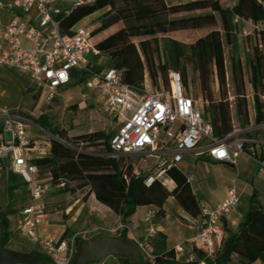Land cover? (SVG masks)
<instances>
[{
    "label": "trees",
    "instance_id": "1",
    "mask_svg": "<svg viewBox=\"0 0 264 264\" xmlns=\"http://www.w3.org/2000/svg\"><path fill=\"white\" fill-rule=\"evenodd\" d=\"M96 13H100V16L98 27L90 33L91 43L102 55L109 57V68L122 70L123 83L142 88L144 73L147 71L152 86H156L160 77L164 86L160 90L166 89L167 74L175 71L181 75L185 95L190 96L186 92V66L189 63L197 75L200 96L203 97L204 94L207 97L205 106L202 107L203 114L211 123L214 136L223 139L232 132L230 103L220 94L215 98L209 90L208 80L214 70L219 82L225 83L223 48L226 45L232 51L236 50L241 30V25L234 23L233 17L264 23V0H236L231 8L223 0H191L178 4H167L164 0H94L90 4L72 8L68 14L58 16V20L62 31L70 33L81 21ZM116 25L120 27L93 41L95 35ZM202 30L207 31L192 44L186 45L165 37L162 50L160 48V36L179 31ZM240 37L254 42L248 52L247 64L251 66L248 82L253 91V122L260 125L264 123V100H260L264 99V34H261L260 39L254 32ZM134 39H139L137 45L133 42ZM89 62L92 64L93 61ZM92 68L95 72L101 71L93 66ZM87 78L84 70H76L71 74L66 88L83 85ZM229 81L232 82L234 91L233 117L238 126L244 128L248 124V115L243 75L240 61L233 57H230ZM32 122L51 136L65 140L64 130L55 124L53 116L41 114ZM111 137L112 132L101 130L78 135L76 142L102 147L100 151L89 153L74 151L58 139L50 140L48 155L33 158L31 163L42 176H50L52 183H58L62 179L66 181L65 187L58 192L88 188V195L93 194L98 203L118 216L121 225H127L136 209L143 206H153L156 209L155 216L164 217V204L169 198L189 217L197 218L201 215L200 200L192 192L188 178L179 168L172 167L166 171V177L174 184L172 190H168L159 179L146 185L145 181L151 173L136 174L130 162L123 163V157L110 156L108 143ZM206 161L214 162L210 159ZM0 170L6 180L9 201L5 208L0 206L2 244L10 249L8 243L13 232L10 230L8 218L20 213L28 205L27 203L16 210L12 200L16 191L23 192L27 189L22 178L8 169L7 162L0 163ZM223 230L224 238L212 257H208L193 245L185 247L186 257L181 260V255H177L174 248L166 249L165 236L158 233L147 243L152 248L153 260L144 261L142 253L139 254V259L141 264H252L257 260H264V207L259 203L256 191L251 192L247 211L235 230L227 226L226 220H223ZM117 236L130 241L126 229L120 230ZM80 241L82 239L78 237L75 247ZM20 252L37 256L52 264L47 256L37 250ZM113 259L114 264H137L124 257Z\"/></svg>",
    "mask_w": 264,
    "mask_h": 264
},
{
    "label": "built area",
    "instance_id": "2",
    "mask_svg": "<svg viewBox=\"0 0 264 264\" xmlns=\"http://www.w3.org/2000/svg\"><path fill=\"white\" fill-rule=\"evenodd\" d=\"M93 1L0 0V68L24 74L28 89L46 94V104H51L59 89L70 82L74 71L84 70L88 75L84 86L97 91L104 113L114 120L115 130L108 143L111 157L141 154L138 163L143 164L147 158H157L170 150L172 157L157 163L146 185L154 179L167 178L166 171L177 167L186 153L236 168L245 145L254 142L246 136L249 128H233L225 138H216L211 123L204 117L202 105L185 95L179 72H168L166 89L147 90L144 85L138 88L123 83L122 70H93L88 56L97 59L101 53L91 43V32L77 25L70 33H64L58 20V16L68 14L72 8ZM223 1L231 8L236 0ZM233 22L241 25L240 36L254 32L260 39L264 34V23L238 16L233 17ZM0 122V163L7 162L8 169L22 178L29 196L15 230L52 264H70L76 250L75 241L78 237L83 240L86 231L60 241L39 232L46 214L43 198L66 185L63 179L52 183L50 176H42L31 163L33 158L47 156L49 145L36 144L29 138L27 129L31 123L18 110L0 107ZM166 145H170L169 150ZM258 164L264 171V159ZM238 206L239 195L234 185L215 206L200 205L201 215L193 218L196 230L187 241L188 246L196 245L212 257L224 238L223 220ZM119 228L128 231L126 225L120 224ZM147 234H155V229L149 227ZM134 243L145 258L153 260L141 242ZM174 251L182 255L184 248L178 245Z\"/></svg>",
    "mask_w": 264,
    "mask_h": 264
},
{
    "label": "rangeland",
    "instance_id": "3",
    "mask_svg": "<svg viewBox=\"0 0 264 264\" xmlns=\"http://www.w3.org/2000/svg\"><path fill=\"white\" fill-rule=\"evenodd\" d=\"M167 4H178V3H186L191 0H164ZM100 16V13H96L83 21L79 23L80 26L87 29L89 32H92L98 27V17ZM1 17V15H0ZM120 25H116L112 27L111 29H107L104 32L98 33L94 36L93 41L99 40L101 37L105 36L107 33L113 32L116 29H118ZM207 30L202 31H179L174 32L165 35L164 37H159V45L162 50L163 48V42L164 38H171L174 40H177L179 42H182L186 45L192 44L200 35H203ZM139 39H134L133 42L137 45ZM254 46V42L245 41L243 40L240 35L237 38V44H236V50L232 51L228 46L224 45L223 51H224V60H225V83L221 84L219 82V79L217 77V74L215 71H212L211 76L208 80L209 90L212 92V94L215 96V98L219 97V94L221 96H224L228 102L230 103V112L231 116H233V106H234V91H233V84L229 81V75H230V57H233L234 60H239L241 63V69H242V75H243V90L244 94H248L247 98V104L248 108L251 112V114H254L253 112V102H252V88L248 82L249 74L251 73V66H248V55L249 50ZM88 59L93 61L92 66L94 68H97L99 70H104L109 68L107 66L109 62V57L107 55H100L99 58H93L92 55L88 56ZM186 73H187V90L186 92L190 94L191 98H193L195 101H197L198 105L205 106V96L203 94L200 96V85L197 78V75L195 72H193V67L191 64H187L186 66ZM144 76H146L145 80L146 83H144V86L147 90H160V87L163 86L162 79L158 77L156 86H152L150 83V80L148 78L147 71H145ZM9 80V78L5 77ZM168 80V76H167ZM164 87V86H163ZM1 90V89H0ZM32 91L29 94H23L19 93V96L14 100L15 94L9 90H5V94L1 95L0 97V103L2 105H6V108L18 110L21 112L24 116L29 118H36L40 112H46V114L51 115L54 117L55 124L59 127V129L64 130L65 134V140L59 139L61 143L66 145L67 147L71 148L74 151L77 152H96L97 150H102V147L100 145L98 146H92L89 144H81L75 141V138L80 134L95 132V131H103V132H112L114 133L115 126L114 122L111 120V116H104L101 111H99V107L97 104H94V96L90 97H84L81 98L78 94L72 93L67 96H61L56 99V104L48 107L43 106L45 103V97L46 94L42 92L36 99L31 96ZM264 100V99H260ZM0 104V105H1ZM258 128L260 130L259 133L264 135V123H261L258 125ZM40 129V128H39ZM40 140L42 141H50V140H56L55 137L51 136L48 132H38L36 133ZM97 144H100V142H97ZM166 150L170 149V145H166ZM123 157L122 161L124 164H128L129 162L135 165V168L137 172H147L146 170L152 171L154 168V159L147 158V161L145 163H138V160L140 159L139 156H118ZM172 156L169 154L162 156V160L170 159ZM186 164H189L191 161L189 159L184 160ZM6 164H3V166ZM205 171L207 175H209L210 167L208 165H204ZM182 170L185 172V174H189L194 176L195 178L198 177L199 172H196L193 167L185 168L182 166ZM149 172V171H148ZM153 172V171H152ZM209 177V176H208ZM165 179V181H164ZM164 179H161V182L166 186L168 190H172L174 188V184L167 178L164 177ZM195 185V183H193ZM209 184V183H208ZM214 186V185H213ZM215 188H212L208 186L206 190V198L208 201L213 202V200L210 199V193L209 191H213ZM78 191V192H77ZM75 190L74 192L69 191L66 193L61 192H55L52 194H49L45 196L44 201L47 204V211L50 212H63L66 207L71 205L76 198L75 193L78 194V197L81 198L82 201H86L88 197V188H84L82 190ZM197 197L200 199V192L197 193ZM13 208L18 210L21 206L26 205L29 203V197L26 190L23 192L16 191L15 196L13 198ZM7 199V193H6V180L3 176V171L0 170V206L3 208L6 207L8 204ZM247 202L246 198L242 199L240 206L243 208V205H245ZM74 209V208H73ZM144 214V210L139 208L137 212V216ZM19 214H13L9 216L8 220L10 223V226H15V223L18 219ZM113 222L110 223L109 226H106L99 217L96 216L95 213L91 214H82L79 219L76 221V229L80 231H86L84 234V239H87L89 237H92L93 235L97 233H106L109 235L116 236V233H119L120 228L115 219H112ZM95 227V228H93ZM113 227H116L115 229H112ZM13 236L8 243V247L13 250H23V251H29L31 250V244L23 238L16 230L13 231ZM146 242V243H145ZM144 246V248L148 251L150 255L151 249L149 247V241H143L141 242ZM135 244V243H134ZM139 254L141 253L135 244ZM36 250V249H34ZM186 253V251H185ZM182 254L180 256V259H185L186 254ZM142 255V254H141ZM142 258L144 261L149 260L145 258L142 255ZM104 261V264L114 263L115 260L113 257H107ZM95 264V263H90Z\"/></svg>",
    "mask_w": 264,
    "mask_h": 264
},
{
    "label": "crops",
    "instance_id": "4",
    "mask_svg": "<svg viewBox=\"0 0 264 264\" xmlns=\"http://www.w3.org/2000/svg\"><path fill=\"white\" fill-rule=\"evenodd\" d=\"M5 77L9 78V80ZM145 78L146 76H144V83H146ZM27 83L28 80L24 74L9 68H0V97H2V94H5V90H9L15 94L14 100L19 96V93H23L26 95L32 91L31 96L36 99L41 93L34 89H28ZM75 92H78L81 98L94 96V104L98 105L100 109L99 111H101L104 116L107 115L102 109L97 91L94 89H87L84 84L68 88H66V85L63 86L59 89L58 96L56 97V99L61 96L64 97ZM245 98L247 101L248 94H245ZM56 99L53 100L50 105L44 103L43 106L51 107L55 105ZM0 107L7 106L1 104ZM41 114H46V112H40L39 115ZM247 115L248 124L246 125V127L249 128V132L246 134V136L253 139L254 142L252 144L245 145L244 153L239 156L238 165L236 168L222 162H207L206 160H208V158H196L189 153L183 154L181 162L177 164V168H179L184 174L185 172L182 170V166H184L185 168L191 166L195 169L196 172H199V175L196 178L189 174L185 175L189 180L192 192L196 196L197 193L200 192L201 197L199 200L200 205L202 206H206L209 208L215 206L217 203L221 202L222 199L225 197L227 189L232 185L235 186L237 194L239 195V206L235 210H233L231 214L225 219L227 226L231 230H235L237 224L242 220L243 216L247 211L248 203L243 205V208L240 206L242 199L246 198L248 202L250 194L253 190L257 192L259 203L262 207H264V171L260 169V166L258 164L259 160L264 159V135L259 133L260 130L258 128V125L254 124L253 114H251L248 108V104ZM24 117L27 118L26 116ZM33 119L34 118H31L29 120V118H27V120L31 123L30 127L27 129L29 138L36 144H43L45 146H48L50 144V141H42L39 139L42 137H39L36 134L38 132H44V130L39 129V127L32 122ZM232 125L233 128L239 127L238 123L236 122L233 116ZM169 152L170 150L167 151L168 155L170 154ZM167 154L160 155L157 158H152L154 159V168L157 163L160 162L162 156H165ZM140 155L141 154L129 156L140 157ZM186 158L191 161L189 164H186V162L184 161ZM131 164L133 170L137 172L133 162ZM204 165H208L210 167V171L208 173L209 175H207ZM154 168L152 169V171L154 170ZM146 171H149L148 173L152 172L150 171V169ZM193 183H195V185ZM208 186L209 188H215L213 191H209L211 196L209 200L212 199L213 202L208 201V199L206 198L205 193ZM75 196L76 198L74 199L73 203L66 207L63 212L47 211V204L44 201V198L46 197L43 198L46 214L43 218L42 224L39 227V232L42 236L53 238L55 241H60L66 240L71 235L77 232H81L80 230H75L76 221L84 213H95L96 216L99 217L104 224H106V226H109L110 223L113 222V218L115 219L117 224L120 225L119 217L116 216L110 209L98 203L95 200L93 194H89L86 201H82L81 198L78 197L77 193H75ZM139 208L144 210V214H140L139 216H137ZM164 209L166 212L164 217L159 218L155 216L156 209L153 206L138 207L135 213L131 216L129 223L126 225L128 228L127 238L132 242H143L146 240L150 242L156 237L158 233H162L165 236V244L167 250L175 248V246L178 245H182L185 249V247L188 246L187 241L194 235V232L196 230L193 218L186 215L172 198H169L166 201V203L164 204ZM15 226H10V230L13 231L15 229ZM149 227H153L155 229V234H147V230ZM115 228L116 227H113L112 229ZM117 235L118 233H116V236ZM149 247L150 249H152L151 246ZM31 249L34 248L31 247ZM104 261L106 260H101L100 262H97L95 264H104ZM252 264H264V260H257Z\"/></svg>",
    "mask_w": 264,
    "mask_h": 264
},
{
    "label": "water",
    "instance_id": "5",
    "mask_svg": "<svg viewBox=\"0 0 264 264\" xmlns=\"http://www.w3.org/2000/svg\"><path fill=\"white\" fill-rule=\"evenodd\" d=\"M107 257H124L133 263L141 264L139 252L134 242L122 240L118 236L106 233H97L80 241L76 246L70 264L97 263ZM0 264L49 263L37 256L3 247L2 229L0 226Z\"/></svg>",
    "mask_w": 264,
    "mask_h": 264
}]
</instances>
